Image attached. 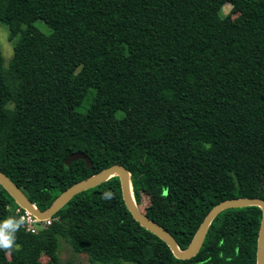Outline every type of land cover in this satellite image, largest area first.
Segmentation results:
<instances>
[{"label":"trees","instance_id":"obj_1","mask_svg":"<svg viewBox=\"0 0 264 264\" xmlns=\"http://www.w3.org/2000/svg\"><path fill=\"white\" fill-rule=\"evenodd\" d=\"M0 22L19 34L6 67L0 51V171L38 209L118 163L136 206L184 249L217 203L264 199V0H0ZM76 151L90 167L65 165ZM17 208L0 185V221ZM260 219L257 206L226 209L178 259L112 176L46 228H21L0 264H73L60 237L100 264H256Z\"/></svg>","mask_w":264,"mask_h":264},{"label":"water","instance_id":"obj_2","mask_svg":"<svg viewBox=\"0 0 264 264\" xmlns=\"http://www.w3.org/2000/svg\"><path fill=\"white\" fill-rule=\"evenodd\" d=\"M82 159L85 167L91 166L90 158L83 152H73L69 154L64 160L65 165L70 162ZM112 176H117L119 179L121 196L124 204L132 217L144 228L152 232L160 238L170 249L172 254L178 259H190L193 257L201 246L204 235L211 221L222 211L229 208H238L245 206H257L261 210V219L257 232L256 239V264H264V199L258 197H239L223 200L214 205L204 216L203 220L197 227L191 241L184 249H179L176 241L172 235L160 226L158 223L150 219L144 212H142L135 204L131 186H130V173L121 164L114 163L108 167L99 170L97 173L92 174L78 182H75L63 192H61L53 202L44 210L38 209L33 203L29 201L24 192L19 189L3 172L0 171V185L5 191L13 198L16 204L34 215L40 220L48 219L60 209L71 197L75 194L99 185L100 183L108 180Z\"/></svg>","mask_w":264,"mask_h":264},{"label":"rangeland","instance_id":"obj_3","mask_svg":"<svg viewBox=\"0 0 264 264\" xmlns=\"http://www.w3.org/2000/svg\"><path fill=\"white\" fill-rule=\"evenodd\" d=\"M222 12L224 14H229L234 22L240 21L239 13L232 11L230 4L228 3L224 4L222 6ZM33 25L44 34H49L50 32V29L41 20H36L33 23ZM22 28H24V25H22ZM8 34L9 33L7 26L4 23L0 22V51L3 57V63L5 67L7 66V64L9 63L12 57L14 44L19 36V34H17L12 39H9ZM135 53L136 51L134 52V54ZM97 102L100 104L102 103L100 98H98ZM146 204L147 201L144 202V205ZM58 256L62 262H66L70 260L73 262V264H100L99 262H90L86 254L75 253L72 250L71 246L62 237L59 238ZM8 259H10L9 255H8ZM40 260L42 262H45L47 260V257L45 255H41ZM122 264H130V263L122 262Z\"/></svg>","mask_w":264,"mask_h":264},{"label":"clouds","instance_id":"obj_4","mask_svg":"<svg viewBox=\"0 0 264 264\" xmlns=\"http://www.w3.org/2000/svg\"><path fill=\"white\" fill-rule=\"evenodd\" d=\"M113 194L105 192L104 199H111ZM26 224L25 216H8L0 221V251L6 254H11L14 250L19 248L17 241V232Z\"/></svg>","mask_w":264,"mask_h":264},{"label":"built area","instance_id":"obj_5","mask_svg":"<svg viewBox=\"0 0 264 264\" xmlns=\"http://www.w3.org/2000/svg\"><path fill=\"white\" fill-rule=\"evenodd\" d=\"M15 214L17 215V217L21 215L26 217V224L24 227H22V229L30 233H36L39 230L46 228L52 220V217L40 220L25 209H22L20 207L15 209Z\"/></svg>","mask_w":264,"mask_h":264}]
</instances>
